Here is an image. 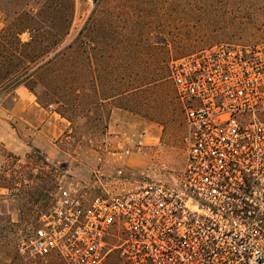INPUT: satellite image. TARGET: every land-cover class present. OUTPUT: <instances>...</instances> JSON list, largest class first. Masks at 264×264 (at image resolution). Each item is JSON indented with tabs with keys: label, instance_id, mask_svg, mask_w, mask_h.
<instances>
[{
	"label": "built area",
	"instance_id": "obj_1",
	"mask_svg": "<svg viewBox=\"0 0 264 264\" xmlns=\"http://www.w3.org/2000/svg\"><path fill=\"white\" fill-rule=\"evenodd\" d=\"M169 70L186 125L178 181L89 201L67 187L21 247L27 264H105L114 250L122 264H264V39Z\"/></svg>",
	"mask_w": 264,
	"mask_h": 264
},
{
	"label": "rangeland",
	"instance_id": "obj_2",
	"mask_svg": "<svg viewBox=\"0 0 264 264\" xmlns=\"http://www.w3.org/2000/svg\"><path fill=\"white\" fill-rule=\"evenodd\" d=\"M189 1L182 3L183 15L198 26L185 33L174 30L171 42L181 38L183 42L171 44L165 52L167 57L177 59L218 43L252 44L264 39V0H210L212 7L205 14L203 0H193L191 6ZM46 2L50 8L54 5V0ZM28 3L38 13L32 0H0V32L14 18L13 12ZM70 6V0H63L61 11L66 12ZM95 6L94 0H75V19L64 45L77 37ZM54 13L47 16L49 23L56 19ZM21 38L29 41L30 33L25 32ZM92 54L89 51L86 56L82 111L69 113V120L58 113V106L40 105L24 86L0 100V174L38 189L45 181L43 198L50 202L46 208L34 205L22 210L17 192L0 188V264H27L21 247L29 244L41 214L67 187L89 201L136 190L151 181L173 185L184 170L186 125L170 79L167 88L179 104L169 109L164 108L165 97L159 85L137 95L131 86L121 85L112 55H105L98 60L101 76L109 83L104 89L99 85L95 94ZM107 63L110 68L105 70ZM119 93L122 95L117 96ZM40 166L45 167L42 173ZM110 242L117 244L115 238ZM105 264H122L116 250Z\"/></svg>",
	"mask_w": 264,
	"mask_h": 264
},
{
	"label": "trees",
	"instance_id": "obj_3",
	"mask_svg": "<svg viewBox=\"0 0 264 264\" xmlns=\"http://www.w3.org/2000/svg\"><path fill=\"white\" fill-rule=\"evenodd\" d=\"M32 1L39 8L38 13L28 3L13 12L14 18L0 32V100L24 86L40 105L58 106V113L69 120V113L82 111L86 56L92 51L95 59L91 83L95 94L99 85L104 89L109 83L101 76L98 58L112 55L121 74V85L131 86L135 95L159 85L165 97L164 108L179 104L167 88L173 56L167 57L166 53L171 44L183 42L182 38L171 42L174 30L185 33L198 26L183 15L185 0H101L77 37L67 45L64 44L75 19V0H70L66 12L60 8L63 0H54L52 9L46 0ZM209 1L203 0L204 14L212 7ZM188 4L191 6L193 0ZM50 13L56 15L52 23L47 20ZM25 32L30 33L27 42L21 38ZM103 68L109 69L110 64ZM44 168L40 166L39 171L42 173ZM42 185L41 189L28 187L24 180L17 182L0 174V188L17 192L22 210L34 205L39 209L48 206L49 200L43 198L45 181ZM25 219L29 221L30 217Z\"/></svg>",
	"mask_w": 264,
	"mask_h": 264
},
{
	"label": "water",
	"instance_id": "obj_4",
	"mask_svg": "<svg viewBox=\"0 0 264 264\" xmlns=\"http://www.w3.org/2000/svg\"><path fill=\"white\" fill-rule=\"evenodd\" d=\"M100 0H94V5H97Z\"/></svg>",
	"mask_w": 264,
	"mask_h": 264
}]
</instances>
